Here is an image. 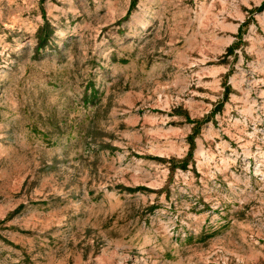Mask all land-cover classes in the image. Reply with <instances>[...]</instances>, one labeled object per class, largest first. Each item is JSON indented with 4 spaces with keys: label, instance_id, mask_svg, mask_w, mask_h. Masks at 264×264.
I'll return each mask as SVG.
<instances>
[{
    "label": "rangeland",
    "instance_id": "rangeland-1",
    "mask_svg": "<svg viewBox=\"0 0 264 264\" xmlns=\"http://www.w3.org/2000/svg\"><path fill=\"white\" fill-rule=\"evenodd\" d=\"M0 264H264V0H0Z\"/></svg>",
    "mask_w": 264,
    "mask_h": 264
}]
</instances>
